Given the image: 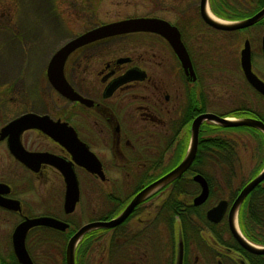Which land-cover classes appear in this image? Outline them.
<instances>
[{
    "label": "flooded vegetation",
    "instance_id": "flooded-vegetation-1",
    "mask_svg": "<svg viewBox=\"0 0 264 264\" xmlns=\"http://www.w3.org/2000/svg\"><path fill=\"white\" fill-rule=\"evenodd\" d=\"M207 3L216 14L213 0ZM195 15L207 30L224 32L202 20L199 3ZM167 21L176 27L192 70L182 66L162 35L137 31L98 39L72 51L64 62L63 73L73 97L62 96L50 85L56 97L43 110L28 108L27 86L0 82V264H13L12 232L26 217L48 216L68 224L64 231L46 226L31 228L25 238L27 249L26 239L34 229L57 241L70 229L73 233L85 223L119 215L136 193L183 159L190 143L191 123L198 115L222 116L244 107L248 115L253 112L258 115L231 117L255 118L264 123V95L246 80L251 96L261 104L260 111L248 105L250 94L244 105L239 103L232 110L223 112L218 106L207 109L206 78L199 66L204 64L200 53L204 50L205 37L198 34L192 25L194 22L186 16L176 22ZM261 55L263 58L262 49ZM253 72L264 82L261 73ZM28 112L47 116L60 140L36 128L21 131L16 126L6 128ZM204 122L210 121L200 124L197 148L203 138L200 129ZM72 137L74 142L68 149L64 144ZM182 151V157L177 160ZM30 152L42 156L30 158ZM51 162L71 167L75 173L78 199L70 212L64 209L63 175ZM191 165L174 179L181 178L176 184L172 180L143 198L121 223L111 228L91 229L85 234L101 233L100 239L106 237V248L116 234L117 245L132 246L128 249L134 252L132 264H177L180 248L181 264H264V252L248 250L230 230L228 209L236 196L207 204L208 194L202 204L193 205L192 199L200 187L190 198L185 193L187 188L178 189L181 184L184 188L187 185ZM263 167L264 163L258 172ZM195 174L198 173L193 172L191 178ZM172 193L181 197V203L186 206L170 211L165 203ZM220 199L227 200L226 211L216 222L207 219V210ZM189 204L200 209L188 210ZM235 220L239 233L247 241L264 248V242L253 241L242 232L238 212ZM173 232L175 243L171 237Z\"/></svg>",
    "mask_w": 264,
    "mask_h": 264
},
{
    "label": "rangeland",
    "instance_id": "rangeland-1",
    "mask_svg": "<svg viewBox=\"0 0 264 264\" xmlns=\"http://www.w3.org/2000/svg\"><path fill=\"white\" fill-rule=\"evenodd\" d=\"M227 1L232 3V0ZM198 3L199 0H0V82L27 86L28 108L43 110L56 97L45 76L46 64L51 54L73 34L129 16L154 15L171 22L186 16L194 22L192 25L198 34L205 37L204 50L200 53L204 64L202 62L203 65L199 66L206 78L207 109L218 106L223 112L232 110L239 103L244 105L246 96L250 94L239 66V53L245 39L250 43L252 68L264 77L260 49L264 25L213 32L197 19L193 9ZM222 9L227 11L225 7ZM249 98L248 105L260 111L258 98L251 94ZM229 135L240 142L239 167L243 178H248L261 167L264 158L261 159L260 151L255 150L256 141L250 134L233 131L227 133ZM42 236L41 231L34 229L26 239L34 263L62 264L60 250L65 246L63 237L52 241L50 236L46 240ZM92 245L93 260L105 256L106 237L98 238Z\"/></svg>",
    "mask_w": 264,
    "mask_h": 264
},
{
    "label": "water",
    "instance_id": "water-1",
    "mask_svg": "<svg viewBox=\"0 0 264 264\" xmlns=\"http://www.w3.org/2000/svg\"><path fill=\"white\" fill-rule=\"evenodd\" d=\"M206 8H208L207 0H199V14L202 20L208 25L223 31H235L247 28L249 26L257 23L262 17H264V6L260 8L253 15L248 16L239 20H224L218 17V20L223 22H218L212 19L206 13ZM209 9V8H208ZM211 13V12H210ZM212 14V13H211ZM213 15V14H212ZM137 31H150L162 35L166 38L170 45L172 46L174 52L179 58L182 66L186 69L192 70L190 58L188 53L180 40L179 33L173 25H171L167 20L154 16H136L123 18L111 22L102 23L96 25L68 40L63 42L50 56L46 69L45 75L49 84L62 96L71 99L73 97L72 90L66 81L63 73V66L68 55L74 51L76 48L81 47L90 42L102 39L105 37H111L115 35L137 32ZM261 49L264 58V30L261 35ZM239 65L245 80L251 85L256 91L264 95V82L253 72L251 67V50L250 43L248 39L243 41V46L239 53ZM193 74V73H190ZM208 120L212 121L221 126H248L258 129L264 133V123L255 118H238L233 119L226 116H220L213 113H202L195 117L191 123V137L190 143L183 159L170 171L165 173L163 176L155 180L153 183L141 189L136 195L131 199L128 205L123 209V211L114 218L109 220H96L83 224L78 229H76L68 238L65 250H64V263L74 264L75 260V248L82 236L91 229L95 228H111L121 223L131 212L133 207L138 204L143 198L149 194L155 192L160 187L171 182L175 178L179 177L193 162L197 144H198V131L202 121ZM52 121L47 116H41L34 112H28L20 116L16 120L10 122L6 128L13 126L17 127V131H21L24 128H36L42 130L44 133L49 135L54 140H60L58 138L57 130L53 125ZM77 141V138L75 139ZM66 141L68 143L64 144L68 149L72 147L74 138H68ZM70 142V144H69ZM30 158H40L42 154L40 153H28ZM61 171L64 182H65V195H64V209L66 212H70L74 209L75 203L78 199V185L77 179L74 171L71 167H64L58 165L56 162H51ZM81 165L85 166L84 162H80ZM97 164V163H96ZM87 167V166H86ZM89 168V167H88ZM90 169V168H89ZM91 171H95L92 169ZM198 183L200 187L199 193L193 197V205L202 204L208 197L209 188L207 181L200 174L193 175L192 178ZM264 179V167L261 171L251 180H249L237 193L236 197L232 201L228 209L229 227L236 238V240L242 244L245 248L252 252L262 253L264 248L255 247L252 243L247 241L238 231L236 227V215L238 209L249 194V192L258 185ZM228 207V202L225 199H220L214 206L210 207L206 212L207 219L211 221H218ZM46 226L54 229L64 231L68 224L62 220L55 219L48 216H35L26 217L23 221L16 225L12 232V246L13 253L19 264H34L32 261L26 247L25 238L27 232L34 227ZM181 248L179 251V257L177 264H181Z\"/></svg>",
    "mask_w": 264,
    "mask_h": 264
},
{
    "label": "trees",
    "instance_id": "trees-1",
    "mask_svg": "<svg viewBox=\"0 0 264 264\" xmlns=\"http://www.w3.org/2000/svg\"><path fill=\"white\" fill-rule=\"evenodd\" d=\"M263 6L264 0H232V3H229L227 0H213V8L216 15L228 20L246 18L253 15ZM222 7H225L227 11L223 10ZM193 10H196V6ZM257 24L264 25V17H262ZM238 110L239 111H235V113L229 112L221 115H248L245 112L244 107L238 108ZM250 115L255 116L258 114L253 112L248 116ZM233 131L250 134L253 140L256 141L257 148L255 150L258 149V151H260L261 159L264 158V133L262 131L248 126L225 127L213 122H204L200 129L203 138L199 141L195 158L190 167L189 174L187 175V185L185 188L183 184L178 186V189L181 191L187 188L185 193L188 194L189 198L197 194L199 191V186L191 178V174L193 172L202 175L208 182L210 191L206 202L207 204L224 197L232 200L236 196L237 192L258 173L261 168L260 166L258 169L254 170L248 178H243L240 171L241 168L239 167L240 142L238 139L230 137L231 135L227 136V133H233ZM182 155L183 151L180 156L177 157V160H179ZM178 180H174L172 183L176 184ZM170 195L171 196L165 203L166 207H168L170 211L179 210L180 207L186 206L184 202L181 203V197L174 193ZM187 208L188 210L200 209V207H194L191 204H189ZM238 221L242 232L246 236L253 241L260 243L264 242V182L258 184L255 189H253L243 200L238 210ZM72 231L73 229H70L66 234L62 235L64 242L67 238H69L68 236L72 233ZM101 237L102 234L97 233L96 231L85 234L76 246L74 264H115V262L117 264H122L120 261H123V259L125 260L123 264H132L130 261L134 259V252L132 250H128L129 248H132V246H125L126 248H121V246L117 245L114 240L115 237H117L116 234L113 236L112 243L108 244L105 256L93 260L91 256V251L93 249L92 244ZM171 237L172 242L175 243L176 233L173 232ZM47 238V235H43L44 240ZM131 242L132 241L128 243ZM64 249L65 246L60 250L62 264H65ZM28 253L30 255L29 250ZM30 257L32 258L31 255ZM13 264H18L15 256H13Z\"/></svg>",
    "mask_w": 264,
    "mask_h": 264
},
{
    "label": "bare ground",
    "instance_id": "bare-ground-1",
    "mask_svg": "<svg viewBox=\"0 0 264 264\" xmlns=\"http://www.w3.org/2000/svg\"><path fill=\"white\" fill-rule=\"evenodd\" d=\"M206 13H207L208 16H210L212 19H214V20H216V21H218V22H223L222 20H218V18H215V16L212 15V14L210 13V11H209L208 8H206Z\"/></svg>",
    "mask_w": 264,
    "mask_h": 264
}]
</instances>
